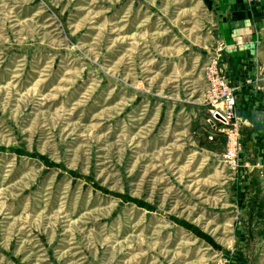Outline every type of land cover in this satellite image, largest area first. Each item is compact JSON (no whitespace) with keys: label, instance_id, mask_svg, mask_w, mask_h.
I'll return each instance as SVG.
<instances>
[{"label":"rangeland","instance_id":"374dc122","mask_svg":"<svg viewBox=\"0 0 264 264\" xmlns=\"http://www.w3.org/2000/svg\"><path fill=\"white\" fill-rule=\"evenodd\" d=\"M245 1L261 52L241 84L209 0H0V264H264V0Z\"/></svg>","mask_w":264,"mask_h":264},{"label":"crops","instance_id":"0c3cea01","mask_svg":"<svg viewBox=\"0 0 264 264\" xmlns=\"http://www.w3.org/2000/svg\"><path fill=\"white\" fill-rule=\"evenodd\" d=\"M216 12V34L223 46V60L227 75L237 83L249 82L257 73L259 55V31L256 23L260 16L259 5L245 0H209ZM246 147L255 157L258 144L254 139L246 140ZM259 154V152H257ZM254 193H260V176L252 171ZM259 208V206H258Z\"/></svg>","mask_w":264,"mask_h":264},{"label":"built area","instance_id":"2783aa9c","mask_svg":"<svg viewBox=\"0 0 264 264\" xmlns=\"http://www.w3.org/2000/svg\"><path fill=\"white\" fill-rule=\"evenodd\" d=\"M209 88L205 95V104L211 114L210 122L220 121L226 125H233L228 134L229 157L235 160L242 149V141L236 128V97L233 87L221 75L218 64L212 63L208 67ZM226 130V129H225ZM211 138H213L211 136Z\"/></svg>","mask_w":264,"mask_h":264}]
</instances>
